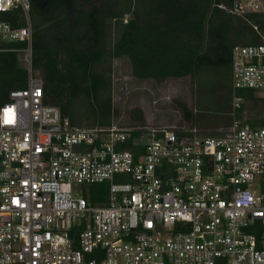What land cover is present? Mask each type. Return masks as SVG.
<instances>
[{"label":"built area","instance_id":"1","mask_svg":"<svg viewBox=\"0 0 264 264\" xmlns=\"http://www.w3.org/2000/svg\"><path fill=\"white\" fill-rule=\"evenodd\" d=\"M30 12L0 0V54L28 72L0 106V264H264V41L231 53L232 117L241 90L261 106L243 126L78 128L33 73Z\"/></svg>","mask_w":264,"mask_h":264},{"label":"trees","instance_id":"2","mask_svg":"<svg viewBox=\"0 0 264 264\" xmlns=\"http://www.w3.org/2000/svg\"><path fill=\"white\" fill-rule=\"evenodd\" d=\"M235 4L236 0H31L33 68L42 72L48 103L58 107L72 127H111L114 59L127 58L135 77L158 82L214 70L231 78L232 49L264 41V15L239 16L233 13ZM46 34H53L51 41L46 42ZM17 65L18 54H0V106L11 91L27 87L28 72ZM238 96L258 106L253 92L241 90ZM130 120L142 127L144 113L132 110Z\"/></svg>","mask_w":264,"mask_h":264},{"label":"rangeland","instance_id":"3","mask_svg":"<svg viewBox=\"0 0 264 264\" xmlns=\"http://www.w3.org/2000/svg\"><path fill=\"white\" fill-rule=\"evenodd\" d=\"M239 3L241 10L235 9L233 13L243 16L248 10L247 0L243 3L240 0ZM125 19L129 20L130 17L126 16ZM52 37L53 34H46V42L51 41ZM116 40L117 37L113 42ZM62 60L65 62L66 59ZM110 66L114 108L111 127L125 130L136 128L130 114L132 110L139 109L145 117L143 126L215 137L227 133L235 124L243 126L261 116V106L245 101L242 110L236 113L235 118L232 117V100L229 101L231 78L225 71H203L195 77L158 82L135 77L133 66L125 57L112 60ZM17 68L27 71L22 55L18 56ZM33 73L42 78L40 69L33 68ZM85 110L81 111L82 115ZM76 127L97 126L83 123Z\"/></svg>","mask_w":264,"mask_h":264},{"label":"water","instance_id":"4","mask_svg":"<svg viewBox=\"0 0 264 264\" xmlns=\"http://www.w3.org/2000/svg\"><path fill=\"white\" fill-rule=\"evenodd\" d=\"M240 0H236V4H235V6H236V9L237 10H241V8H240ZM56 129V128H55Z\"/></svg>","mask_w":264,"mask_h":264},{"label":"crops","instance_id":"5","mask_svg":"<svg viewBox=\"0 0 264 264\" xmlns=\"http://www.w3.org/2000/svg\"><path fill=\"white\" fill-rule=\"evenodd\" d=\"M224 128H225V127H224ZM225 129H227V127H226Z\"/></svg>","mask_w":264,"mask_h":264}]
</instances>
